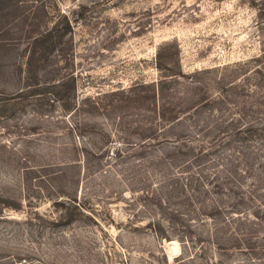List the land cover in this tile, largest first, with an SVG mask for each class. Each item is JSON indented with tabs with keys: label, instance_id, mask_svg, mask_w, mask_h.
<instances>
[{
	"label": "rangeland",
	"instance_id": "obj_1",
	"mask_svg": "<svg viewBox=\"0 0 264 264\" xmlns=\"http://www.w3.org/2000/svg\"><path fill=\"white\" fill-rule=\"evenodd\" d=\"M262 54L264 0H0V264H264V133L230 130L264 124ZM201 71L225 100L190 110Z\"/></svg>",
	"mask_w": 264,
	"mask_h": 264
},
{
	"label": "trees",
	"instance_id": "obj_2",
	"mask_svg": "<svg viewBox=\"0 0 264 264\" xmlns=\"http://www.w3.org/2000/svg\"><path fill=\"white\" fill-rule=\"evenodd\" d=\"M55 33V30L54 28L52 29H49L48 32H45L43 34L40 35V40H43V39H46L45 41H49V37L51 38L52 34ZM38 37V36H37ZM37 37L34 38V42H38L39 43V40H37ZM263 59H264V54L260 55L259 57H257L255 59V63H263ZM236 67V66H235ZM256 74L260 75L264 80V75L261 73V70L259 69H256ZM207 71H201V72H195L191 77V81H193L191 84L193 87H190V89L192 91H196V89L198 90L199 88H196V86H200V87H203L202 89H205L206 93L203 94L198 97L197 96V101H194V103H192V106L194 105L195 107L194 108H191L190 110H196L198 109L199 107H204L202 106V104H206V103H209V105H211L212 107L218 102H223L225 99L224 98V95L221 94V92H218V93H209L207 90H208V85L206 84V88L204 87L205 83L203 80H200L201 77H204V75H206ZM210 74V73H209ZM211 75V74H210ZM194 78H197L196 81H194L193 79ZM199 79V80H198ZM215 81H218V84H219V81L220 79L217 77ZM212 82V81H210ZM163 84H165V82H161ZM215 84V82H212ZM65 83L63 82L61 84V87L64 85ZM196 85V86H195ZM219 88L224 90V89H227L228 86L230 87L231 85H226V84H222L220 83L219 84ZM204 91V90H203ZM36 94H42L43 96L47 93H36ZM114 95V93L112 94V96ZM18 96V95H17ZM57 97H61V95H59L57 93ZM16 98L18 97H15V98H9V100H15ZM196 98V97H195ZM5 102V101H4ZM184 104H181L180 102H172L171 106L170 107H166V106H159L157 107V110H158V113H157V121H160L162 122V127L159 131H161L160 133H164V131H169L168 135L167 136H161V139H167V138H170V139H174L176 140L175 141V144L173 145L174 146V150L175 151H180V145L182 144L183 147H187L188 149H191L193 148V146H188L185 142L186 141H181V139H177V138H180L181 135L175 133L177 127H179L180 125H182L181 123L182 122V119L184 118V115H185V111H188L189 113H192L193 111H189L188 109H184L183 107ZM243 109H245V107H243ZM156 110V112H157ZM155 121V120H154ZM230 122L232 125H235L237 124V121L235 119H230ZM155 126V125H153ZM231 131H234L236 133V136H241L243 139L242 140H252L254 139L253 138V134L256 132L258 133L259 131L263 132L264 133V124H261V125H255L253 123H247L244 127H237V128H232L230 129ZM155 132V131H154ZM158 131H156L157 133ZM166 133V132H165ZM160 139V140H161ZM157 139L156 138H149V140H147L146 142H142V145H145V146H150V147H153L151 145V143L154 145L153 142H156V144H159L160 141H156ZM149 141H152L151 143H149ZM148 142V143H147ZM183 142V143H181ZM157 146V145H156ZM118 150L117 148H114V151H115V154L117 153L116 150ZM199 149V155H196L195 158H198V157H201V156H204L207 152V151H203L205 148L203 145H201V147L198 148ZM240 156L244 157L246 161H249V156L248 155H252V152L250 150H247L245 153H241L239 154ZM237 159H233L232 161H229L231 162L230 164L233 165V162L236 161ZM264 161V160H263ZM210 164L205 163V167H208ZM250 165V164H249ZM247 165V166H249ZM225 166V164H224ZM252 167V166H251ZM264 168V162L262 163V166ZM219 168H222V167H219ZM254 172V170L251 168V169H247L245 170L244 174H246L247 172ZM200 172L202 173V177L199 176V179H205L207 180V183H208V179H209V172L208 170L206 169H201ZM264 172V171H262ZM218 179L219 178V172L216 173V174H213V177L212 179ZM249 177L246 176V179H248ZM224 181L228 180L226 179L225 177L223 178ZM250 181L253 180L255 181V179H252L250 178L249 179ZM230 186V185H229ZM183 187V186H182ZM214 187H215V193L216 194H224L225 192H232V187H226L225 185L221 184V183H215L214 184ZM191 190H192V194H190L188 197L184 196L185 198V203L188 202L189 203V206L186 204V207H188L189 209H187L186 211L188 212H199L201 210L202 207L206 206L207 205V202H206V198L209 196V190L206 189V185H203L202 187H191ZM153 193V191H151ZM154 194V193H153ZM153 194H150L151 196H153ZM240 200V197H238V201ZM160 201V205H161V200H158ZM71 203H74L76 204V201H73ZM71 204H69L70 206ZM68 206V207H69ZM76 206H79L78 204H76ZM202 206V207H201ZM234 206V205H232ZM72 208H75V206H73ZM177 211H169L167 214H169V216L171 217H175L177 215L176 213ZM74 213L70 212L69 213V219H68V222H72L74 220ZM81 216H85V217H88L87 215H85L84 213H80ZM149 225V228H153V223L152 222H149L148 223ZM245 250L247 252H249L250 254H256V249H254L253 245H249L248 247L245 248ZM243 252V251H241ZM256 259V258H255Z\"/></svg>",
	"mask_w": 264,
	"mask_h": 264
}]
</instances>
